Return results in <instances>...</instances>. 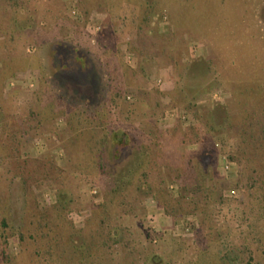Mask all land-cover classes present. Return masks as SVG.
I'll return each mask as SVG.
<instances>
[{"label": "rangeland", "instance_id": "rangeland-1", "mask_svg": "<svg viewBox=\"0 0 264 264\" xmlns=\"http://www.w3.org/2000/svg\"><path fill=\"white\" fill-rule=\"evenodd\" d=\"M244 198L259 231L264 0H0V264H264Z\"/></svg>", "mask_w": 264, "mask_h": 264}, {"label": "trees", "instance_id": "trees-1", "mask_svg": "<svg viewBox=\"0 0 264 264\" xmlns=\"http://www.w3.org/2000/svg\"><path fill=\"white\" fill-rule=\"evenodd\" d=\"M150 4V3H149ZM153 3H152V5H150V10H148L147 11V13L146 14H148L149 16L151 15L152 16V14H155L156 13V9H154L153 7ZM104 139V138H103ZM104 141V140H103ZM103 141H101V143H103ZM101 146V145H100ZM8 153V152H7ZM10 153H12V155H10L11 156V158H14V159H16V157H18V156H20L19 154H20V151H19V149L17 148V147H15L14 149H12V152H10ZM7 156V155H6ZM210 165V164H209ZM4 166V165H3ZM5 167V166H4ZM5 171V170H4ZM7 171V170H6ZM212 171V170H211ZM200 172H202V173H204L202 170L200 171ZM214 172V171H213ZM211 177L209 178V179H205L207 182H209V184L212 182L213 183V187L215 186V181H214V174H212V175H210ZM18 179H21V180H24L23 178L24 177H17ZM204 180V181H205ZM253 186H256L255 185V182H254V185ZM255 188V187H254ZM210 191H214L215 192V194L213 195V197L212 198H210V199H208L207 201V204H209V200H212V202L216 205V204H220V203H222L221 202V200H220V202H218V198H217V194H216V191H215V188H212V189H210ZM257 196V195H256ZM255 196V197H256ZM209 197V196H208ZM210 197H211V195H210ZM258 199H260L259 197H257ZM212 202H210L211 204H212ZM232 204H234V202L232 201V200H228V205H229V208H228V213L229 214H231V217H230V219H231V222L233 223L231 226H236V229H239V231H240V227H243L244 225H246L248 228H249V230H250V233L248 234V235H246V238H245V240H246V242H245V245L244 246H246V247H248V246H250L252 243H259V244H261L260 246H262L263 248H264V211H261L260 213H259V215H260V221H261V225H260V227H259V231H258V226H257V224L255 223V224H252V218H251V215H252V207H251V209H250V205L248 204V201H247V199H243V200H241L240 202H238V204H239V206L240 205H243L242 206V209H241V212H237V209H238V207H236V208H234L233 207V205ZM254 207V206H253ZM237 216H238V218H237ZM236 218H237V222H236ZM61 220H63L64 221V219L63 218H61ZM256 226V227H255ZM260 228H261V230H260ZM239 233H241V232H239ZM83 246H84V248H83V251L84 252H82L83 254H84V256H86L85 255V253L87 254V256H89L90 258L93 256V251L91 250V248H87V246L88 245H90V247H92V245H93V241H91V243H89L88 244V240L87 239H85L84 241H83V244H82ZM221 248V247H220ZM226 248V247H225ZM217 249H219V248H216V250ZM208 252L207 251H201L199 254H196V255H194V256H196L197 257V260H192L191 262H190V264H197V262L199 261H205L204 260V258H205V256H206V259L208 258V259H212V258H214V257H216V256H218L217 258H218V260H217V262H218V264H227L228 263V256L226 255V252H224V249L222 248V249H220V250H218L217 252H210V254L208 255L207 254ZM214 254H216V256L214 255ZM204 257V258H203Z\"/></svg>", "mask_w": 264, "mask_h": 264}, {"label": "built area", "instance_id": "built-area-1", "mask_svg": "<svg viewBox=\"0 0 264 264\" xmlns=\"http://www.w3.org/2000/svg\"><path fill=\"white\" fill-rule=\"evenodd\" d=\"M70 16L73 17V18H78L79 16H81V10L77 7L76 3H74L72 6H71V9H70ZM88 31L91 33V37H92V42L95 43L96 42V34L101 30V24L99 23H95L93 25L89 24L88 27H87ZM28 51H31V50H28ZM10 82V85H14L15 82L18 83V79L17 78H12L9 80ZM31 87L34 86V84H30ZM184 118L186 116H183ZM230 165L229 163H227L225 165V168L226 169H230ZM94 192H96L94 190ZM237 194V190L233 189L230 191V195L231 196H235Z\"/></svg>", "mask_w": 264, "mask_h": 264}]
</instances>
